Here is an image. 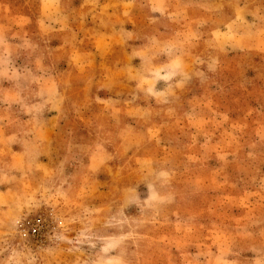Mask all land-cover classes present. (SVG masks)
I'll use <instances>...</instances> for the list:
<instances>
[{"label":"rangeland","instance_id":"1","mask_svg":"<svg viewBox=\"0 0 264 264\" xmlns=\"http://www.w3.org/2000/svg\"><path fill=\"white\" fill-rule=\"evenodd\" d=\"M0 264H264V0H0Z\"/></svg>","mask_w":264,"mask_h":264}]
</instances>
